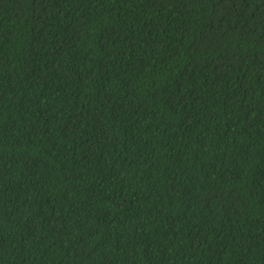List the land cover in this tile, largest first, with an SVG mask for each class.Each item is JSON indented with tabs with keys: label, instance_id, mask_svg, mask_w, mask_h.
Instances as JSON below:
<instances>
[{
	"label": "trees",
	"instance_id": "1",
	"mask_svg": "<svg viewBox=\"0 0 264 264\" xmlns=\"http://www.w3.org/2000/svg\"><path fill=\"white\" fill-rule=\"evenodd\" d=\"M0 264H264V0H0Z\"/></svg>",
	"mask_w": 264,
	"mask_h": 264
}]
</instances>
